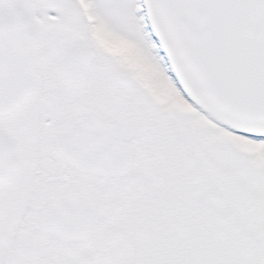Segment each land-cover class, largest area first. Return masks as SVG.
Here are the masks:
<instances>
[{"label":"snow or ice","instance_id":"6c2138e0","mask_svg":"<svg viewBox=\"0 0 264 264\" xmlns=\"http://www.w3.org/2000/svg\"><path fill=\"white\" fill-rule=\"evenodd\" d=\"M0 264H264V0H0Z\"/></svg>","mask_w":264,"mask_h":264}]
</instances>
